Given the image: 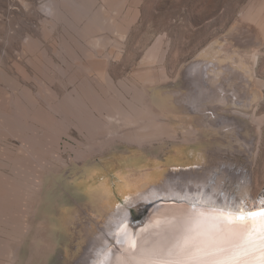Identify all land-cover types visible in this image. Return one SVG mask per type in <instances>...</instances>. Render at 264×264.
<instances>
[{
  "label": "rangeland",
  "instance_id": "1",
  "mask_svg": "<svg viewBox=\"0 0 264 264\" xmlns=\"http://www.w3.org/2000/svg\"><path fill=\"white\" fill-rule=\"evenodd\" d=\"M221 84L240 97L207 104L235 116V132L205 126L200 112L205 88ZM133 102L137 114L119 115ZM0 114L12 124L0 133V195L14 188L6 219L22 227L13 241L0 232V264H84L104 217L74 200L56 230L63 190L54 178L77 179L115 150L142 151L163 168L153 185L213 169L225 195L260 199L264 155L255 166L252 143L264 135V0H0ZM191 129L214 131L211 162L184 163L204 148L186 137ZM238 168L244 177L232 181ZM109 175L113 209L128 205L136 193H119L121 176Z\"/></svg>",
  "mask_w": 264,
  "mask_h": 264
},
{
  "label": "bare ground",
  "instance_id": "2",
  "mask_svg": "<svg viewBox=\"0 0 264 264\" xmlns=\"http://www.w3.org/2000/svg\"><path fill=\"white\" fill-rule=\"evenodd\" d=\"M237 41L242 46L246 45V39H244L243 35L238 36ZM196 70L193 67L190 73L196 72ZM219 74V71H217L215 77H218ZM229 96L234 97V101H237L240 97V95L237 97L236 91H229L224 84L217 85L214 88L210 86L205 88L203 93L205 105L203 109H200V112L206 117L204 120L205 126H219L224 131L232 130L234 132L237 130L235 128L240 127L235 116H219L216 114L218 106L211 107L207 104L224 103ZM134 102L131 105L129 104V112L119 109V115L137 114L140 108L138 103ZM258 110L257 112L259 113ZM233 112L237 116V110H233ZM216 116L219 117L220 121L207 119L208 117L215 118ZM215 122H217L216 125L214 124ZM11 128L12 124L8 116L0 114V133L2 131L7 132ZM207 130L209 129L201 131L191 129L187 131L186 137L188 139L195 142L200 137L201 141L203 140L202 143H204V148H201L198 153L193 152L191 156L183 157L184 163L187 165L206 163L211 158L207 150L214 144L215 138L214 131ZM237 134L242 137L239 132ZM139 137H143V135L139 134ZM252 144L255 151L253 162L256 166L259 158L264 155V135L262 132L259 133L258 140ZM209 161L211 162L212 160L210 159ZM172 162L173 159H169L164 165ZM125 166L129 170V176L124 180L122 179L123 182L121 181L116 187L120 193L136 194L130 199L128 205L116 207L115 209H113L115 204L112 198L113 189L105 183V179H107L105 174L99 173L95 176L96 174L92 169H86L85 167L80 178L70 181L60 176L54 178L59 182L63 190L62 197L55 202L57 206L60 204L59 208L57 207L58 218L55 219L57 223H55L56 230L60 232L63 229L62 224L72 218L73 210L70 212V206L74 200L89 206L91 212L96 216L104 217V220L101 221L103 227L89 240L86 250L87 257L83 261L84 264H97V261L101 259L105 264H214L217 261L222 262V264H264L260 250L256 247L245 246L247 250L242 248L237 255H233V251L220 250L221 248H227L226 245L206 243L199 245V251L193 248L194 255L188 256L181 253L176 244V238L179 236L177 230L178 220L190 203H195L199 200L200 206L203 207H207L209 202L214 203L217 207H231L243 201L251 208H259L261 199L264 196L257 199L245 194L244 196L238 195L235 199H232L228 195L229 198L222 193L224 191L227 192V190L223 183L220 182V176H216L217 173L213 169H207L208 171L204 174L188 176L187 179H179L182 181H176L174 179L175 176L168 177L162 184L153 185V183L162 179L164 170L158 166L160 171L156 173L155 168L149 164L147 157L144 155L137 157L129 152L125 159ZM230 170L232 169L230 168ZM238 170L239 168L232 172V181L243 179V174H238ZM223 174L225 173L221 172L222 178L225 177ZM1 189L3 192L0 195V232L3 238L13 241L22 235V227L19 228L14 223H10L6 219V215L11 214L10 210L13 206L11 200L16 199V194L13 187L5 186ZM197 193L200 194L199 197L196 195ZM158 199H162V202L149 205L150 207H148L146 214L140 217V224L133 226L129 223V219L133 217L132 214H135L139 209L142 210L146 203L154 202ZM50 209L49 211H51ZM44 214H48V212L44 210ZM48 219H53L52 214H49ZM60 239L62 240L63 238L59 236ZM67 241L69 240L61 241V243L63 244L64 242L65 244ZM71 253L70 251L68 252L67 260L72 256Z\"/></svg>",
  "mask_w": 264,
  "mask_h": 264
},
{
  "label": "snow or ice",
  "instance_id": "3",
  "mask_svg": "<svg viewBox=\"0 0 264 264\" xmlns=\"http://www.w3.org/2000/svg\"><path fill=\"white\" fill-rule=\"evenodd\" d=\"M177 230L176 244L185 255L192 256L193 248L199 251V245L211 243L226 245L227 248L220 250L233 251V255L242 248L247 250L245 246L256 247L264 260V198L259 208H251L243 201L231 207H217L212 202L203 207L197 200L187 206L178 220ZM97 264L105 262L101 259Z\"/></svg>",
  "mask_w": 264,
  "mask_h": 264
},
{
  "label": "crops",
  "instance_id": "4",
  "mask_svg": "<svg viewBox=\"0 0 264 264\" xmlns=\"http://www.w3.org/2000/svg\"><path fill=\"white\" fill-rule=\"evenodd\" d=\"M162 94L163 93H161L160 95L156 97L157 103H162L164 99L162 97ZM129 152L131 151L126 150V149L115 150L113 154H110L109 152L105 156H103L101 159H99L97 162L89 163L83 168H81L82 166H80L79 168H81V170L80 172H78L79 178L82 176L85 170V167H86V169H92L93 172L96 174L95 176H97L100 173V174H105L106 178H108V175L113 173L119 177L121 176L120 178H122L123 180L126 179L129 176V170L125 166V159H126L127 153ZM131 153L134 156L138 157L139 155H142L143 152L139 150H134ZM120 178L118 182H121L122 179Z\"/></svg>",
  "mask_w": 264,
  "mask_h": 264
},
{
  "label": "water",
  "instance_id": "5",
  "mask_svg": "<svg viewBox=\"0 0 264 264\" xmlns=\"http://www.w3.org/2000/svg\"><path fill=\"white\" fill-rule=\"evenodd\" d=\"M168 201V200H167ZM166 201V202H167ZM162 202V199H158V200H156V201H154V202H148V203H146L145 205H144V207L142 208V210L139 212V214L137 215H135V214H133L134 216L132 217V218H130L129 219V223L131 224V225H133V226H135V225H138V224H140V217L142 216V215H145L146 214V212L148 211V207H150L151 206V204L153 203H155V204H158V203H161ZM165 202V201H164ZM150 205V206H149Z\"/></svg>",
  "mask_w": 264,
  "mask_h": 264
}]
</instances>
